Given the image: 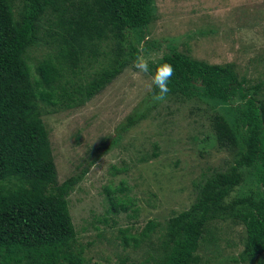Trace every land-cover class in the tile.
<instances>
[{
	"label": "trees",
	"instance_id": "trees-1",
	"mask_svg": "<svg viewBox=\"0 0 264 264\" xmlns=\"http://www.w3.org/2000/svg\"><path fill=\"white\" fill-rule=\"evenodd\" d=\"M14 8L15 0H0V264H86L75 244L68 197L87 169L58 182L41 105L83 106L125 69H135L141 47L150 56L148 50L157 49L149 38L154 0H19ZM105 42L107 65L86 84H77L76 72L83 63L93 66ZM42 47L50 52L32 64V50ZM156 59L174 68L165 100L206 104L217 145L234 158L226 170L204 180L186 210L162 225L149 220L136 236L122 231L124 246L146 243L153 255L120 258L116 264H209L197 251L202 243L216 245L220 222L242 229L243 250L235 260L264 264L261 85L248 86L231 64L200 62L175 47ZM149 67L152 77L156 65ZM157 91L153 86L146 106L118 125L115 138L99 154L161 103L152 99ZM122 185L106 191L109 213L127 212L132 205L111 197L123 191ZM155 232L156 242L151 240Z\"/></svg>",
	"mask_w": 264,
	"mask_h": 264
},
{
	"label": "rangeland",
	"instance_id": "rangeland-1",
	"mask_svg": "<svg viewBox=\"0 0 264 264\" xmlns=\"http://www.w3.org/2000/svg\"><path fill=\"white\" fill-rule=\"evenodd\" d=\"M18 6L15 0V11ZM154 8L149 38L157 49L148 50L150 56L160 58L175 47L200 62L231 64L248 86L260 84L258 97H264V0H154ZM106 45L92 58V67L83 63L77 77L67 71V78L77 84L90 81L107 65ZM49 52L45 47L32 50V64ZM151 79L149 73L127 68L83 106L41 105L58 182L87 169L68 197L75 244L86 264L144 260L152 254L147 244L126 247L123 233L136 236L149 220L162 225L186 210L204 180L233 162V154L216 143L212 110L197 100L178 98L152 107L116 144L98 153L130 113L146 106ZM121 182L123 191L111 197L132 205L112 214L106 191ZM216 227V245L202 243L197 251L202 260L248 264L235 260L243 250L242 229L222 222Z\"/></svg>",
	"mask_w": 264,
	"mask_h": 264
},
{
	"label": "clouds",
	"instance_id": "clouds-1",
	"mask_svg": "<svg viewBox=\"0 0 264 264\" xmlns=\"http://www.w3.org/2000/svg\"><path fill=\"white\" fill-rule=\"evenodd\" d=\"M150 64H155L156 67L148 87L149 90H152L153 86L155 89H158L153 94L152 99L156 102H162L170 91L168 84L174 74V68L168 62L158 61L155 56H145L141 47L140 53L133 62V67L139 72L148 73L150 71Z\"/></svg>",
	"mask_w": 264,
	"mask_h": 264
}]
</instances>
